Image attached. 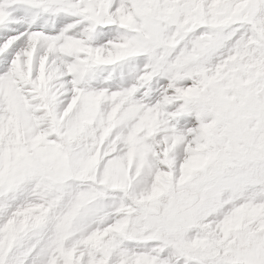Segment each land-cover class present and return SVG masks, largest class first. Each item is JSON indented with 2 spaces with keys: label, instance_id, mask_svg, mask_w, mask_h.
Returning a JSON list of instances; mask_svg holds the SVG:
<instances>
[{
  "label": "snow or ice",
  "instance_id": "1",
  "mask_svg": "<svg viewBox=\"0 0 264 264\" xmlns=\"http://www.w3.org/2000/svg\"><path fill=\"white\" fill-rule=\"evenodd\" d=\"M250 65L264 0H0V264H264Z\"/></svg>",
  "mask_w": 264,
  "mask_h": 264
},
{
  "label": "rangeland",
  "instance_id": "2",
  "mask_svg": "<svg viewBox=\"0 0 264 264\" xmlns=\"http://www.w3.org/2000/svg\"><path fill=\"white\" fill-rule=\"evenodd\" d=\"M247 79L239 82L237 94L234 103L237 105L238 119L245 125L244 136L240 142V151L251 154L257 147V130L264 129V121L255 118V108L258 104L264 103V83L257 84L256 81H264V66H248ZM239 223L233 225L230 231H236ZM241 241V247L244 245Z\"/></svg>",
  "mask_w": 264,
  "mask_h": 264
}]
</instances>
